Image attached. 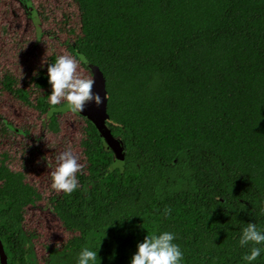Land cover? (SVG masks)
I'll return each mask as SVG.
<instances>
[{
    "label": "trees",
    "instance_id": "obj_1",
    "mask_svg": "<svg viewBox=\"0 0 264 264\" xmlns=\"http://www.w3.org/2000/svg\"><path fill=\"white\" fill-rule=\"evenodd\" d=\"M80 34L69 46L105 77L108 125L125 145L124 171L86 121L85 170L76 188L51 199L65 230L42 264H129L146 235L174 234L180 264H264V245L238 243L264 230V0H73ZM33 78L35 110L56 133L47 67ZM26 106L30 93L4 76ZM0 160V242L8 264H40L23 228L37 191ZM173 162H175L173 164ZM261 247L256 260L243 256Z\"/></svg>",
    "mask_w": 264,
    "mask_h": 264
},
{
    "label": "rangeland",
    "instance_id": "obj_2",
    "mask_svg": "<svg viewBox=\"0 0 264 264\" xmlns=\"http://www.w3.org/2000/svg\"><path fill=\"white\" fill-rule=\"evenodd\" d=\"M38 13L40 35L33 22L16 0H0V160L12 172L24 175V181L40 195V201L24 211L23 228L33 236L32 244L40 264L47 256L46 247L60 248L71 237L52 210L51 199L62 190L51 187L50 172L56 157L71 152L80 164L75 173L85 170L80 143L85 122L73 113L56 115L58 131L48 128L46 116L38 113L35 100L42 96L32 84L37 73L44 70L51 56H73L69 46L80 34L78 7L73 0H30ZM14 79L18 88L30 93L33 106H26L6 92L4 76ZM74 75L91 79L77 61ZM65 104L61 103L55 106ZM50 206V207H49Z\"/></svg>",
    "mask_w": 264,
    "mask_h": 264
},
{
    "label": "clouds",
    "instance_id": "obj_3",
    "mask_svg": "<svg viewBox=\"0 0 264 264\" xmlns=\"http://www.w3.org/2000/svg\"><path fill=\"white\" fill-rule=\"evenodd\" d=\"M77 61L87 63L83 55L76 58L66 55L58 56L54 63L47 67V81L50 85L48 102L55 106L63 100L65 106L72 112L81 111L87 102L100 103V97L91 91L93 80L79 78L74 75ZM55 108L50 109L54 111ZM113 165L112 167H116ZM77 159L69 151L61 152L56 157V165L49 173L51 187L56 190L70 193L76 186L75 173L80 169ZM264 210V196L259 199ZM175 236L169 231H162L155 235H146L136 244V250L129 260V264H180L183 253L179 245L174 243ZM238 243L241 247L246 245H264V230H260L254 223H246L241 229ZM261 254V247H249L243 256L245 261L251 262ZM97 250L83 248L78 253L76 264H94Z\"/></svg>",
    "mask_w": 264,
    "mask_h": 264
},
{
    "label": "water",
    "instance_id": "obj_4",
    "mask_svg": "<svg viewBox=\"0 0 264 264\" xmlns=\"http://www.w3.org/2000/svg\"><path fill=\"white\" fill-rule=\"evenodd\" d=\"M19 2L20 7L30 15L34 26L36 27V33L39 35L40 30L38 28L39 20L36 11L34 10L33 4L30 0H16ZM79 54L76 49H74V57H78ZM84 56V55H83ZM87 61V60H86ZM79 62V61H78ZM80 63V62H79ZM84 70H86L91 79L94 81L91 91L94 94L99 95L100 103L94 104L92 102H87L81 111L72 112L65 104L61 106H54V111L48 112L47 117L51 118L53 115H60L66 113H73L76 116L83 118L88 121L97 131L98 136L101 138V144L104 150L111 152L112 161L108 167V172H113L118 170L120 173L124 171V152L125 145L117 137L111 134V129L108 125V114H107V92L105 88L106 80L99 68L87 61V63H80ZM52 109V108H51ZM175 162H173L174 164ZM117 165L116 167H112ZM0 264H8L7 256L0 242Z\"/></svg>",
    "mask_w": 264,
    "mask_h": 264
},
{
    "label": "flooded vegetation",
    "instance_id": "obj_5",
    "mask_svg": "<svg viewBox=\"0 0 264 264\" xmlns=\"http://www.w3.org/2000/svg\"><path fill=\"white\" fill-rule=\"evenodd\" d=\"M23 10V9H22ZM35 10V9H34ZM24 11V13L27 15V16H29V18L31 19V17H30V15H28L27 14V12L25 11V10H23ZM36 11V10H35ZM36 13H37V11H36ZM37 16H38V13H37ZM31 21H32V19H31ZM34 25V24H33ZM38 28H39V24H38ZM35 29H36V27H35ZM40 30V29H39ZM41 33V32H40ZM37 34V33H36ZM38 35V34H37ZM40 35V34H39ZM38 35V36H39ZM74 56V55H73ZM50 207V206H49Z\"/></svg>",
    "mask_w": 264,
    "mask_h": 264
}]
</instances>
